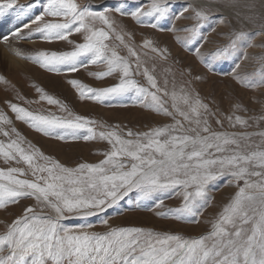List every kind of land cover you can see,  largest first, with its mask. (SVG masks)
I'll return each mask as SVG.
<instances>
[{"label": "snow or ice", "instance_id": "6c2138e0", "mask_svg": "<svg viewBox=\"0 0 264 264\" xmlns=\"http://www.w3.org/2000/svg\"><path fill=\"white\" fill-rule=\"evenodd\" d=\"M222 3L224 7L234 6V0H222ZM37 4L38 0L17 6L16 0H6L0 4V15L5 9H32ZM173 7V0H150L147 8L138 6L135 10L125 11V5L120 4L114 9L96 11L81 8L75 0H47L43 12L31 21L37 26L33 29L28 24L23 25L29 29L27 37L21 34L19 28L10 36H0V42L6 46L12 39L31 38L34 34H39L47 42L73 43L72 51H40L24 58L41 69L57 74L75 73L88 65L104 64L105 71L90 72L89 75L96 79L115 76L118 83L93 88L75 79L67 81L77 90L81 100L103 104L113 97L133 93L142 107L173 121L144 133L128 130L125 138L116 129L97 132L94 127L96 121L73 116L66 105L41 88H37L39 99L58 106L67 116L50 111H29L6 102L17 120L44 136L60 141L99 139L107 141L111 151L99 163L67 167L31 144L23 147L24 140L15 128L11 129L17 139H11L7 144L0 141V156L6 161H23L33 179L17 178L18 175L28 174L23 168L0 169V210L18 204L22 199H34L37 204L25 206L21 215L6 224L5 231L0 234V264H264V146L257 145L255 150H249L252 145L244 143L252 135L264 138V131L213 130L210 118L221 129L225 121L232 128H248L252 126L249 119L254 118L245 119L234 114L235 111H246L239 102L233 105L234 111L230 114H224L219 107L214 110L212 103L205 102L195 91L191 80L182 81L177 89L171 67L164 70L165 78L161 85L154 74L155 65L150 69L147 63L157 58L167 61L170 56L168 50L144 37L138 51L134 43L125 41V35L129 41L134 40V35L125 33L123 29L118 32L116 20L108 14L115 11L121 16H130L142 25H145L143 18H153L155 22L145 26L161 31H177L172 26L165 29L160 23L170 16L173 20L184 18L197 21L195 25L179 29L190 32V37L183 40L176 37V40L193 52L210 71H216L200 53V46L206 39L203 29L210 19L207 11L185 5L173 13ZM190 9L193 15L184 16ZM46 16L63 18V22L45 21ZM217 19L224 20L223 17ZM237 19H241L239 15ZM256 19L264 20V17L252 14L243 17L242 22L253 23ZM260 28L261 31L255 33L233 30L229 43L212 54L217 62L229 59L233 62L228 72L221 70V75H231L245 87L264 86V70L255 81L237 71L240 61L248 58L246 48L253 47L249 42L252 37L264 35V23L260 24ZM74 33L82 35V43L69 40ZM112 35L127 50V56L117 51L119 45L110 47L106 43ZM10 51L20 54L18 50ZM81 57H88L87 62ZM258 59L264 61V54ZM188 71L190 73L191 69ZM168 75L173 77L171 90ZM180 75H184L182 70ZM135 76L144 77L146 85ZM0 81L7 83L3 77ZM260 119L264 120V116ZM4 124H11V120L0 111V125ZM81 132L86 134L80 135ZM0 134L8 137L9 131L0 126ZM250 177L258 179L253 181ZM226 178L237 184L242 180L243 186L238 187L234 198L212 224V231L196 239L161 234L141 227L114 228L109 226L108 219L100 221L108 228L104 233L89 231L94 227L92 223L73 226L64 223L69 219L87 221L90 217L100 216L133 192L138 194V200L157 197L156 207H161L163 199L160 197L177 189H183L182 206L157 215L171 214L176 220L187 221L197 217L208 206L209 186Z\"/></svg>", "mask_w": 264, "mask_h": 264}, {"label": "rangeland", "instance_id": "374dc122", "mask_svg": "<svg viewBox=\"0 0 264 264\" xmlns=\"http://www.w3.org/2000/svg\"><path fill=\"white\" fill-rule=\"evenodd\" d=\"M5 2L6 0H0V4ZM34 2L36 0H16V5H28ZM46 2L47 0H38L37 7L32 9L21 10L19 7L5 9L3 13L5 15V21H2L3 15L0 16V36L7 32L3 36H10V33L17 29L18 24L21 25L19 29L25 24L30 25L34 29L37 25L31 24V21L36 15L43 12V7ZM75 2L81 8H89L96 11L105 8L114 9L120 4H124L125 11H132L138 6L147 8L150 0H98V2L96 0H75ZM173 3V13L180 11L185 5L204 8L207 11L210 19L206 22L205 28L203 29L206 39L200 46V53L204 56L207 64H211L216 71H210L206 64L201 63L193 52L186 50L176 40V37L181 38V40L190 37V32L179 31V29L195 25L197 21L184 18L173 20L170 16L167 20L161 21L160 23L165 29L172 26L177 31H161L160 29H152L145 26L147 23L155 22L153 18H143L145 25H142L137 24L130 16H121L115 11L109 12L108 14L116 20L118 32L123 29L125 33H132L134 35V40L132 41H129L128 36L125 35V41L134 43L138 51H140L138 46L144 37L152 39L158 47L168 50L170 56L167 61L157 58L156 60H148L147 63L150 69L155 65L154 74L161 85L164 83V70L171 67L175 73L177 89L182 81L191 80L192 87L195 91L199 93L205 102L212 103L214 110L216 107H219L224 114H230L234 111L233 105L239 102L246 111H235L234 114L240 115L245 119L249 117L254 118L249 119V124L252 125L251 127L241 128L237 126L236 128H232L225 121L222 129L215 123L214 119L210 118L213 130L227 132L246 131L248 133L264 131V120L260 119L264 116V86L245 87L237 83L231 75H221V70L228 72L232 68L233 62L231 59L227 62H217L213 60L212 56L218 48H222L229 43L230 34L233 30H242L246 33L261 31L260 24L264 23V20L256 19L253 23H244L242 19L252 14L264 17V0H234V6L232 7H224L222 0H173ZM253 5L254 7H252ZM250 7H252L251 12L249 11ZM192 15L193 12L191 9L184 13V16L191 17ZM238 15L241 19H237ZM217 17H223V22L218 20ZM45 21L63 22V18L46 16ZM97 26L99 27V25ZM210 28H214L215 30L210 31ZM21 32L25 37L29 34V30L27 29ZM69 40L78 44L83 42V37L79 33H74L69 36ZM28 41H31L34 50L31 49V53L25 50L26 53L24 52L19 56L22 57L26 65L25 68L17 66H6V68L1 63L2 59L0 57V77H3L7 81V83L0 81V111L11 120V124L0 125L9 131L8 137L0 134V141L5 144L10 142L11 139H17L16 134L11 131L12 128H15L25 142L22 144L23 147L27 148L28 144H31L33 148L38 149L46 156L59 161L64 166L72 168L81 163H99L105 159V154L111 151V145L107 141L99 139L90 141H84L83 139L73 141L68 139L66 141H60L44 136L24 122L17 120L9 104L6 102L15 103L29 111H42L45 113L50 111L56 115L67 116V113L60 111L58 106L49 105L46 101H41L37 88L43 89L48 95H52L61 104L66 105L73 116L79 115L96 121L97 124L94 127L97 132L116 129L121 135H125V138H127L126 133L128 130L134 133H144L150 129L173 123L170 118L158 115L142 107L133 93L126 94L122 97H113L103 104L91 100H81L77 90L67 83L68 80L75 79L93 88H103L118 83V79L115 76L96 79L89 75L90 72L105 71L106 66L104 64L88 65L86 68H81L75 73L62 72L57 74L48 72L24 57L35 55L40 51H72L74 44L68 43L67 41L47 42L39 34H34L31 38L18 39L16 42L28 43ZM249 42L253 47L246 48L248 58L240 61L241 66L237 71L240 75H247L251 80L255 81L259 79L258 74L264 70V61L258 59L260 55L264 54V35L253 36ZM106 43L110 47L119 45L117 51H119L120 55L127 56V50L123 45H120V42L115 39L114 35ZM149 55L153 54L149 53ZM80 59L87 62L88 57H81ZM142 59H145V57L142 56ZM189 69H191L190 73L188 71ZM181 70L184 73L183 76L180 75ZM197 76L201 77V79H195ZM134 78L141 84L146 85L144 77L135 76ZM167 79L169 81V90H171L172 75H168ZM100 125L104 127H100ZM84 134L86 133H80V135ZM244 143L252 145V148L249 150H255L257 145L264 146V138L258 135H252ZM38 162L42 163V161ZM9 167L23 168L28 173L25 176L18 175L17 178L33 179L30 171L27 169V165L23 161L19 163L15 160L6 161L3 156H0V169L7 170ZM255 170L258 171L259 169ZM250 179L255 181L258 178L250 177ZM229 180L230 178H226L211 184L207 191L209 197L208 206L197 217H191L187 221L176 220L171 214L166 216L157 215V213H168L169 209L182 206L183 189H177L160 197L163 199V205L161 207H156L158 202L157 197L138 200V194L133 192L100 216L90 217L87 221L69 219L64 221V223L66 226L92 223L94 227L88 229L89 231L104 233L108 228L102 226L100 221L102 219H108L109 226L114 228L141 227L145 230H151L161 234H176L182 236L184 239H196L212 231V224L219 218L224 207L234 198L238 187H242L244 183L242 180L238 184L236 181L229 182ZM177 192L180 194H177ZM36 204L37 202L34 199H22L18 204L10 205L6 209L0 210V234L5 231L6 224H10L17 216L21 215L25 206H35ZM37 211H40L39 207H37ZM246 227H251V225H247Z\"/></svg>", "mask_w": 264, "mask_h": 264}, {"label": "bare ground", "instance_id": "6f19581e", "mask_svg": "<svg viewBox=\"0 0 264 264\" xmlns=\"http://www.w3.org/2000/svg\"><path fill=\"white\" fill-rule=\"evenodd\" d=\"M96 2H98V0H96ZM13 14V12H12ZM11 15V14H10ZM1 16V15H0ZM5 15H3L2 17V21L4 20ZM12 18V17H11ZM21 22V21H20ZM22 23V22H21ZM24 23V22H23ZM8 24V23H7ZM16 25V24H15ZM5 26V25H4ZM21 25L18 24V26L16 28H19ZM23 26V25H22ZM5 29V28H4ZM21 31H24V29L29 30L28 28H20ZM2 32V31H1ZM8 33V32H7ZM7 33L3 34L6 35ZM28 33V32H25ZM11 34V33H10ZM22 34V32H21ZM2 35V36H3ZM9 35V34H8ZM20 40V39H19ZM32 40V39H31ZM17 39H12L9 45H5L4 43H0V57L2 59V64L6 67V66H17V67H23L25 68V64L24 61L22 60V57H19L22 53L25 52V50H27L29 53H31V49L34 50L33 48V44L31 43V41H28V43H23V42H16ZM10 49H14V50H18L19 51V55L14 54L13 51H10ZM26 53V52H25ZM2 67V66H1ZM7 68V67H6ZM26 71V70H25ZM9 72V71H8ZM7 72V73H8ZM2 87V86H1ZM1 90V89H0ZM201 232V231H200Z\"/></svg>", "mask_w": 264, "mask_h": 264}]
</instances>
